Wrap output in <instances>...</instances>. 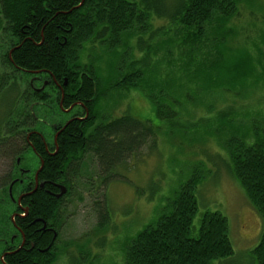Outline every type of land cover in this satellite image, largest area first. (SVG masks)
<instances>
[{"label": "rangeland", "instance_id": "rangeland-1", "mask_svg": "<svg viewBox=\"0 0 264 264\" xmlns=\"http://www.w3.org/2000/svg\"><path fill=\"white\" fill-rule=\"evenodd\" d=\"M234 2L233 19L222 20L216 14L201 34L169 27L166 21L154 18L149 21V30L162 31L124 33L122 43L112 49L100 43L83 45L78 64L92 66L101 89L106 90L93 106L97 120L108 122L130 115L147 122L154 132L120 166L119 177L99 190L109 209L103 229L94 207L96 194L89 188L99 168L92 155L85 156L63 201L53 264H126L131 240L155 222L167 200L193 178L197 180L198 204L193 231L203 212H219L229 226L233 259L240 258L237 264H250L248 253L260 238L261 220L230 175L228 146L233 139L249 143L264 130V0ZM140 41L145 45L141 51ZM216 53L217 62L206 67L217 59ZM141 61L150 67L138 85L136 82L130 90L115 88ZM31 80V76L24 77L20 83L19 91L26 97L32 92L26 88ZM37 84L33 82L34 87ZM49 91L46 88L45 95L56 98ZM155 99L165 112L176 113L174 122L158 121ZM24 103L19 101L18 107L26 106ZM31 106L32 112L45 115L48 122L67 118L57 111L56 103L47 109L33 107L34 103ZM48 133L52 140V133ZM25 160L26 168L35 167L33 156L26 153ZM9 169V161L0 156V177ZM7 239L0 237V248Z\"/></svg>", "mask_w": 264, "mask_h": 264}, {"label": "trees", "instance_id": "trees-1", "mask_svg": "<svg viewBox=\"0 0 264 264\" xmlns=\"http://www.w3.org/2000/svg\"><path fill=\"white\" fill-rule=\"evenodd\" d=\"M80 2L0 0V156L10 163L5 177H0V237H9L11 232L8 230L14 231L16 227L24 234L27 246V250L21 249L7 256V264H53L56 241L47 251H38L45 249L50 241L47 234L38 231L40 223L31 222L34 218H41L51 226H60L63 201L70 194L71 182L87 155L94 157L99 168L89 188L96 194L94 207L99 226L103 229L109 219V209L106 196L104 193L100 195L99 190H105L119 177L117 171L120 166L129 161L153 135L154 130L147 122L141 123L130 115L108 122L97 120L93 106L98 98L105 96L106 90L101 89L92 66L78 64L83 45L91 42L115 48L122 43L124 33L136 30L146 33L150 29L149 21L154 18L166 21L169 27L180 26L189 33L196 31L201 34L206 26H211L216 14L222 20H231L236 15H233L234 0H83L79 5ZM152 33H148L149 36ZM143 46L144 41H140L139 51ZM216 57L206 67L216 63L218 55ZM138 64L133 73L123 75L114 87L130 90L136 82L137 86L143 72L150 67L144 61ZM30 76L40 80L54 78L59 85L60 77H64L68 84L64 89L65 102L69 96V100L78 101L88 111L85 120L71 121L58 136L57 151L52 157L44 153L45 143L52 147L51 151L55 150L48 132L52 133L51 125L60 126V118L48 122L44 120L45 115L32 112L30 106L38 103L37 107L47 109L48 105L56 103L58 111L60 90L52 83L49 92L55 93L56 98H50V93L45 95L43 92L42 95L33 90L26 97L19 87L24 83V77ZM26 88H31L28 81ZM26 94L28 96L27 91ZM21 99L29 103V107ZM19 101L26 106L18 107ZM154 104L158 121L174 122L175 112H165L156 99ZM33 113L36 114L34 117ZM35 131L40 135L33 133ZM261 132H257L249 143L233 139L228 146L230 175L261 220L260 238L248 253L250 264H264V130ZM28 133L32 146L26 141ZM34 150L44 160L39 180L47 182L45 189L56 193L54 185L61 183L66 191L61 198H55L37 190L28 197L29 201L32 200L29 216L12 223L11 213L18 209L11 202L7 189L16 178L25 177L24 185L32 180L28 175H20L19 169H33L30 166L26 168L25 155L28 153L35 160ZM60 169L63 174H60ZM19 186L14 183L12 189ZM32 186L30 184V188ZM196 186L194 178L181 185L167 200L155 222L131 240L126 251V264H237L240 258L233 259L235 254L229 238V226L222 214L203 212L197 230L193 231L192 221L198 212ZM29 241L36 247L28 249Z\"/></svg>", "mask_w": 264, "mask_h": 264}, {"label": "flooded vegetation", "instance_id": "flooded-vegetation-1", "mask_svg": "<svg viewBox=\"0 0 264 264\" xmlns=\"http://www.w3.org/2000/svg\"><path fill=\"white\" fill-rule=\"evenodd\" d=\"M30 82V87L32 88V90L34 91V93H38V94H42L46 88H50V85L52 83H55V79L54 78H50V79H46V80H40L37 77H32V80L29 81ZM33 82H38V84L34 87ZM41 84V86H40ZM56 84V83H55ZM58 87V89L60 90V98L58 99V105L60 108V111H62L63 115H66L67 118L66 119H62L60 118V126L57 125H51V130L53 133L52 136V145L54 146L53 151H51L50 149L52 147L47 146V144L45 143V148H44V153L47 156H54L55 152L57 151V138L59 135H61L64 131V129L66 128V126L73 120H85L87 115H88V111L84 108L83 105H81V103H79L78 101H71L72 99L69 100V96L66 98L68 99V102H65V95H64V89L67 87V81L65 80L64 77H60V85L56 84ZM38 86H40V88H38ZM74 96V95H73ZM36 107L38 106V103L34 104ZM31 109V107H30ZM83 115V116H82ZM43 124H46L45 122ZM47 125V124H46ZM36 134V131L33 132ZM29 135L30 133H28L26 136V141L31 145L30 141H29ZM40 135V134H39ZM34 149V148H32ZM34 155H35V162L37 161V167L35 166L33 169H24V170H20V175H28L29 179H32L31 181H29L28 183H26V185H24L23 183V179H25V177L23 179H19L16 178L14 179L8 189L7 192L10 195L11 198V202L14 204L15 209H18V211H13L11 213V222L14 223V221H16L18 218L19 219H24L27 216H29V210H30V202L28 197H31L37 190H42V192L46 193V195L49 196H54L55 198H58V196L60 195V185L59 184H55L54 189H56V193H51L48 189H45V185L47 184L46 181H42L39 180V172L42 170L43 164H44V160L43 158L35 152L34 150ZM20 160H17V163H19ZM42 164V165H41ZM60 174H63V170L60 169ZM20 176V177H22ZM14 183H17L18 185H20L18 188H15L14 190L12 189V186ZM30 184H33L32 188H30ZM12 192H15L16 198H14V195L12 196ZM60 197V196H59ZM61 198V197H60ZM62 208V207H61ZM61 209H60V214H61ZM33 223H40V228L38 229V231L42 234H47L49 237V245L45 248V249H41L38 250L40 252H44L47 251L48 248H51L52 244L55 243L54 241L57 240L58 236H59V231H58V227L57 226H51V223L44 221L41 218H34L33 221L31 222ZM15 226V225H14ZM37 226V225H36ZM37 231V230H35ZM34 247H36L34 245L33 242H28V249H33ZM26 239L24 234H22V232L20 231L19 228H14V231H12L8 237L7 240H5L2 243V248L0 250V264H7L5 262V258L7 256L10 255H14L15 253H18L21 249H26ZM27 250V249H26Z\"/></svg>", "mask_w": 264, "mask_h": 264}, {"label": "water", "instance_id": "water-1", "mask_svg": "<svg viewBox=\"0 0 264 264\" xmlns=\"http://www.w3.org/2000/svg\"><path fill=\"white\" fill-rule=\"evenodd\" d=\"M82 2H83V0H81V2H80V4H79V5H81V4H82ZM41 165H42V164H41ZM60 188H61V190H60V195H59V196L61 197L62 195H64V194H65V191H66V190H65L64 186H60ZM59 196H58V197H59Z\"/></svg>", "mask_w": 264, "mask_h": 264}]
</instances>
